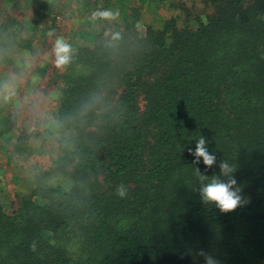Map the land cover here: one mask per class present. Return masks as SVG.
<instances>
[{"label": "trees", "instance_id": "16d2710c", "mask_svg": "<svg viewBox=\"0 0 264 264\" xmlns=\"http://www.w3.org/2000/svg\"><path fill=\"white\" fill-rule=\"evenodd\" d=\"M2 1L0 64L33 51L27 22L54 57L57 38L72 51L63 68L32 64L67 134L64 157L33 168L23 192L7 189L0 166V264H204L201 249L220 264H264V0H132L119 20L92 19L111 0ZM81 6L96 31L77 41L60 22ZM18 114L0 103L11 162L32 137L9 133ZM200 135L217 158L195 165L203 174L223 159L238 166L248 203L233 212L200 200L188 153Z\"/></svg>", "mask_w": 264, "mask_h": 264}, {"label": "rangeland", "instance_id": "374dc122", "mask_svg": "<svg viewBox=\"0 0 264 264\" xmlns=\"http://www.w3.org/2000/svg\"><path fill=\"white\" fill-rule=\"evenodd\" d=\"M131 1L111 0L108 3V9L119 12V16L117 17L119 20L124 15V9L130 5ZM54 2L56 4L59 3V5L63 3L62 9L71 8V3L73 5L76 4L75 1L71 2V0H54ZM5 6L6 3L0 0V20ZM83 7L85 9H82L81 6L82 10L74 17H70V13L66 12L61 18L62 22H60L62 29L70 30L68 37L77 41H81L84 38L80 37L78 33L79 29L85 32L86 38L96 31V26L93 23L87 22L91 11L88 7ZM18 9L25 11L26 6L18 4ZM35 27L36 30L33 31L27 22L21 29L23 36H29L34 39L33 51L29 53L19 52L16 55H12L14 60L12 65L0 64V78L14 71L19 72L25 61L29 64L18 85L16 96L8 103H3L7 109L13 111L15 109L19 110L15 124L16 129L9 131L11 135L16 136L18 129L32 131V137L26 143L25 153L17 162H11L10 160L12 159L7 160L4 153L0 150V166L5 175H3L4 184L7 185L8 190H14L15 192H23L30 189L28 178L33 168L44 169V167H49L64 157L63 149L59 146V140L66 134L65 130L55 125L53 117L50 114V95L41 91L44 78H37L40 73L34 69L35 67L32 68L33 62L37 61L38 67L49 69V67L55 65V57L51 54V45L48 44L50 36L48 37L47 32L41 30L42 27L39 24H36ZM41 41H44V48L47 46L44 51L41 48ZM41 50L42 52L39 53ZM37 53L39 54L36 55ZM33 69V75L30 77V71Z\"/></svg>", "mask_w": 264, "mask_h": 264}, {"label": "clouds", "instance_id": "9594fccd", "mask_svg": "<svg viewBox=\"0 0 264 264\" xmlns=\"http://www.w3.org/2000/svg\"><path fill=\"white\" fill-rule=\"evenodd\" d=\"M118 16L119 12L117 11L100 9L93 12L92 19L115 20ZM71 51V46L63 38L55 40L53 52L57 68H63L70 62ZM28 67L29 64L25 61L19 72L14 71L0 78V103H8L16 96L18 85ZM207 145L208 140L200 135L196 139L195 150L193 151L191 148H188V153L193 157L192 169L198 181L200 200L206 206L214 205L220 213L227 214L233 212L238 207H242L248 203L234 175L238 166L235 162L223 159L218 164L219 174L211 177L203 174L195 165H198L202 161L205 170H207L217 163L215 154L209 152ZM127 192V187L124 184H119L116 187V195L120 198L125 197ZM30 247L32 251H36V242L33 241ZM198 255L203 257L204 264H220V261L214 255L203 249L199 251Z\"/></svg>", "mask_w": 264, "mask_h": 264}]
</instances>
